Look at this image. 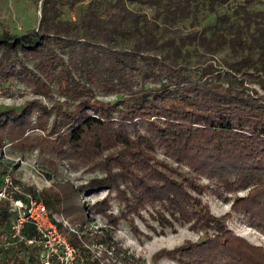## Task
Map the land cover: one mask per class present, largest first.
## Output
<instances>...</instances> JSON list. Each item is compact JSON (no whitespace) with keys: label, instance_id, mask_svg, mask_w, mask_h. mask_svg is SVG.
I'll use <instances>...</instances> for the list:
<instances>
[{"label":"trees","instance_id":"obj_1","mask_svg":"<svg viewBox=\"0 0 264 264\" xmlns=\"http://www.w3.org/2000/svg\"><path fill=\"white\" fill-rule=\"evenodd\" d=\"M85 1L43 0L38 26L0 31V90L19 79L52 101L1 108L0 143L44 145L96 171L79 185L24 189L52 214L82 223L100 213L140 233V217L159 234L187 224L200 239L157 254L182 264H264V247L237 235L203 200L246 190L233 207L264 231V95L251 85L264 90V0H88L75 19L64 17ZM204 8L213 18L201 26ZM190 19L193 29L180 25ZM226 48V66L207 62ZM55 84L63 99L54 97ZM101 89L119 98H99ZM103 189V198L85 200ZM112 198L119 213L110 210ZM11 218L10 203L0 201V235ZM25 232L34 235V226ZM67 235L79 264L105 260L86 246L87 234ZM0 253V264L40 263L38 249L24 242Z\"/></svg>","mask_w":264,"mask_h":264},{"label":"rangeland","instance_id":"obj_2","mask_svg":"<svg viewBox=\"0 0 264 264\" xmlns=\"http://www.w3.org/2000/svg\"><path fill=\"white\" fill-rule=\"evenodd\" d=\"M86 2L88 0L79 3L73 9L68 8L64 17L70 18L72 16L75 19L78 16L77 12ZM42 4L43 0H0V31L10 29L22 33L28 28L38 26L42 17ZM199 17V25L202 26L212 20L213 13L204 8L201 10ZM193 23L190 19L180 25L186 29H193ZM158 38L162 39L163 37ZM204 58L206 59V56ZM231 58L232 53L229 48H226L219 52L216 58H211L207 62H214L216 66L223 67L226 66L224 60ZM155 84L157 82L153 80L147 82L148 86ZM251 85L258 88L260 93L264 95V90L258 83L251 82ZM53 89L54 97L63 99L62 93L56 84ZM97 94L99 98L106 100L119 98L116 93H106L102 89L98 90ZM36 98H43L48 105L52 103L49 97H44L38 93L32 85L24 81L21 82L19 79H13L4 83L3 89L0 90V109L5 106L17 107L24 105ZM34 112L33 117L36 120L37 110ZM36 132L42 133L38 130ZM2 142L0 143V170L6 168L7 172H10L21 184L34 186L39 190L50 186L59 189L64 186L67 187V182L79 185L96 174V171L90 167L54 154L47 143L45 145L49 149L44 148V145L39 147L32 146L30 143ZM161 154L163 155L162 152ZM184 169L187 170L188 167L185 166ZM203 180L207 182L209 179L204 176ZM107 193L108 189H103L87 195L85 200L93 203L95 200L106 196ZM245 193L246 190L221 191V195L211 192L206 193L203 200L210 204L211 210L215 214L226 215L229 228L237 235L264 247V231L251 223L246 216L238 211L237 207H233L236 197ZM112 195L114 196V193ZM119 209V200L112 198L110 210L119 213ZM53 215L61 220L65 218L73 228L71 231L76 230L80 235L87 234L89 242L87 241L86 246L92 252L102 254L105 257L103 261L105 264H122L123 259L121 257L125 254L131 255L133 261L142 264H182L178 259L169 256H157V254L163 249H173L187 241H197L202 236L201 232L191 229L187 224H178L175 229L168 228L164 234H159L154 232L151 226L147 225L140 217H136L135 220V224L141 230L140 233H137L128 220L121 219L118 224L110 225L100 213L94 214V220L92 222L87 221V223H82L84 218L83 220H76L58 214ZM147 217H149L148 214ZM148 221L154 224L153 219L149 218ZM64 227L67 231L70 230L68 226L64 225ZM67 231L65 232L67 233ZM103 239L106 241H103ZM110 244L113 247H110ZM4 254L0 253V258H3Z\"/></svg>","mask_w":264,"mask_h":264},{"label":"built area","instance_id":"obj_3","mask_svg":"<svg viewBox=\"0 0 264 264\" xmlns=\"http://www.w3.org/2000/svg\"><path fill=\"white\" fill-rule=\"evenodd\" d=\"M2 200L10 203L12 218L7 233L0 235V247L8 248L24 242L38 249L39 264H79L81 258L77 248L58 225V221H62L71 231L73 228L69 222L65 218L61 220L55 217L46 202L26 191L10 172L0 173V201ZM28 223L35 228L32 236L25 232Z\"/></svg>","mask_w":264,"mask_h":264}]
</instances>
